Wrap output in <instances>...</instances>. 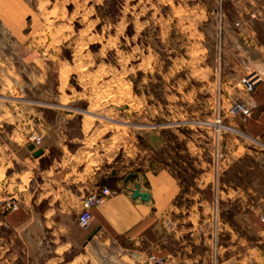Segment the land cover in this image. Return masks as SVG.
I'll return each instance as SVG.
<instances>
[{
	"label": "crops",
	"instance_id": "1",
	"mask_svg": "<svg viewBox=\"0 0 264 264\" xmlns=\"http://www.w3.org/2000/svg\"><path fill=\"white\" fill-rule=\"evenodd\" d=\"M225 1L222 38L234 51L224 59L223 106L238 100L250 115L225 111L242 134L221 137L217 174L211 132L204 147L187 139L199 172L183 180L167 167L115 170L91 149L69 148L77 138L68 119L50 111L63 105L47 99L57 87L47 81L54 40L25 19L26 0H0V264H140L149 252L163 264H264V152L247 142L264 136V0ZM30 132L41 135L39 145ZM134 181L146 200L131 197ZM99 186L115 192L79 227L81 197Z\"/></svg>",
	"mask_w": 264,
	"mask_h": 264
},
{
	"label": "rangeland",
	"instance_id": "2",
	"mask_svg": "<svg viewBox=\"0 0 264 264\" xmlns=\"http://www.w3.org/2000/svg\"><path fill=\"white\" fill-rule=\"evenodd\" d=\"M26 1L25 19L55 43L47 81L57 87L47 99L63 105L50 111L68 119L77 138L69 148L91 149L115 170L197 175L186 141L204 147L208 129L193 121L210 117L217 101L224 115L228 106L222 70L234 50L217 35L218 0Z\"/></svg>",
	"mask_w": 264,
	"mask_h": 264
},
{
	"label": "built area",
	"instance_id": "3",
	"mask_svg": "<svg viewBox=\"0 0 264 264\" xmlns=\"http://www.w3.org/2000/svg\"><path fill=\"white\" fill-rule=\"evenodd\" d=\"M222 0H218V5L215 7L214 11L217 18V35L221 34L223 30L224 24V11L221 5ZM234 25H238L239 21L236 19L233 21ZM220 102H216L215 110L212 112L210 117L198 119L193 121V124L199 127H203L208 129L212 135V167L214 173L217 174L223 160L225 159V152L221 146V137L224 134H242L235 126L231 125L229 122L225 120V115L220 110ZM226 111L230 114H241L243 116L250 115V109L241 101H229ZM29 140L34 145H39L41 140V135L36 132H30L28 134ZM253 142H260L264 144V136L262 137H248ZM115 190L109 188L108 186H99L94 187L88 190L82 197H81V207L76 215V224L79 227L85 228L89 224L91 219V208L95 205L102 203L106 197L114 193ZM6 209L12 210L16 208V204L12 201L6 202L5 205ZM217 208V198L216 195L213 194L212 198V209H213V218H215ZM259 219L264 221V216H260ZM216 248H217V241H216V234L213 233L212 243H211V254L214 260H216ZM140 264H163L162 257L156 256L154 253L149 252L143 261Z\"/></svg>",
	"mask_w": 264,
	"mask_h": 264
},
{
	"label": "water",
	"instance_id": "4",
	"mask_svg": "<svg viewBox=\"0 0 264 264\" xmlns=\"http://www.w3.org/2000/svg\"><path fill=\"white\" fill-rule=\"evenodd\" d=\"M40 151L38 150L37 153H39ZM132 174H128L127 177H131ZM130 192H131V197L132 198H135L137 196H139L140 199L142 200H146L148 198V193L143 191H139V188H138V184L136 181H134L133 183V188H129Z\"/></svg>",
	"mask_w": 264,
	"mask_h": 264
},
{
	"label": "bare ground",
	"instance_id": "5",
	"mask_svg": "<svg viewBox=\"0 0 264 264\" xmlns=\"http://www.w3.org/2000/svg\"><path fill=\"white\" fill-rule=\"evenodd\" d=\"M260 145H262V146H264V144L263 143H260V142H258Z\"/></svg>",
	"mask_w": 264,
	"mask_h": 264
}]
</instances>
